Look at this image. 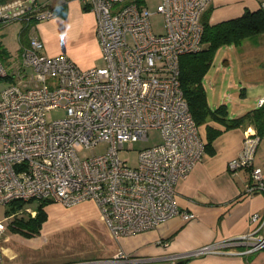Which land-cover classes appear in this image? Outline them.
Segmentation results:
<instances>
[{
	"label": "built area",
	"instance_id": "obj_1",
	"mask_svg": "<svg viewBox=\"0 0 264 264\" xmlns=\"http://www.w3.org/2000/svg\"><path fill=\"white\" fill-rule=\"evenodd\" d=\"M78 1L95 16L103 67L83 70L66 55H42L36 37L11 73L0 59V79L8 80L0 95V206L52 200L71 208L89 201L115 241L172 217L193 218L178 209L175 186L201 162L206 142L180 88L179 58L201 50L202 17L212 0H161L155 10L137 0ZM154 14L163 16L164 34L153 32ZM55 17L37 0L0 2V26ZM262 105L264 98L257 108ZM59 108L64 116L48 121L46 114ZM153 130L162 141L140 150L135 167L119 158L124 144L147 141ZM260 140L250 131L240 154L227 164L233 175L247 169L246 192L251 195L264 194V164H255ZM102 142L105 153L79 157ZM26 212L36 215L30 208ZM16 215L23 211L0 220V239ZM250 222L255 227L247 234L187 255L264 250V216L253 214ZM236 246L243 248L233 252ZM181 257L185 255L176 258ZM78 264L138 262L119 251L109 259Z\"/></svg>",
	"mask_w": 264,
	"mask_h": 264
},
{
	"label": "crops",
	"instance_id": "obj_2",
	"mask_svg": "<svg viewBox=\"0 0 264 264\" xmlns=\"http://www.w3.org/2000/svg\"><path fill=\"white\" fill-rule=\"evenodd\" d=\"M8 1L11 0H0V2ZM153 1L155 3H152ZM160 1L137 0V4L150 7L159 4ZM262 1L264 0H212L203 14L202 22L217 24L239 18L247 11L259 10ZM37 2L54 10L56 17L44 21L32 20L29 23L16 21L0 26V43L4 50V56L1 58L5 60L8 70L20 66L22 50L28 46L32 37H36L43 44L40 51L42 55L50 57L66 55L83 70L95 67L101 59V53L94 14L78 0H37ZM260 36L263 49L261 79L247 82V87L242 90L243 95L254 86L264 88V33ZM238 47L242 49L241 45ZM243 60L245 61V58ZM228 118H231L229 114ZM198 130L200 137L206 142L205 154L189 176L180 180L175 186L178 209L193 213V218L182 220L180 217H172L154 229L114 241L109 238L107 228L100 219L94 203L88 201L65 208L55 201L47 200L45 212L52 210L53 215L49 220L47 215L49 223L45 225L46 220L40 232H44L43 234L47 236L53 235L63 226L55 228L62 220L72 221L71 223L92 222L91 235L94 239L91 241L99 244L92 251L86 248L74 250L78 252L75 258L71 256L67 261H55L50 264L84 263L93 260L85 257L89 253L102 254L96 258L104 260L119 251L136 259L138 264H264V250L243 255L227 253L187 255L205 245L247 234L255 227L250 222V216L253 214L264 216V194L259 192L251 195L246 192L249 182L247 169H240L233 175L227 168L228 162L240 154L243 140L253 127L240 126L227 129L223 124L209 118L198 126ZM214 132L218 134L208 143V135ZM256 163L259 162L255 160ZM7 230L8 228L5 231ZM40 232L29 239L13 234L21 241L24 239L34 241L39 238ZM4 236H6L5 232ZM22 243L26 244V242ZM242 248L236 246L231 250L238 252ZM70 253L65 252L63 256L68 257ZM183 255L184 258H176ZM174 257L176 260L172 259ZM2 262L4 264L3 258Z\"/></svg>",
	"mask_w": 264,
	"mask_h": 264
},
{
	"label": "rangeland",
	"instance_id": "obj_3",
	"mask_svg": "<svg viewBox=\"0 0 264 264\" xmlns=\"http://www.w3.org/2000/svg\"><path fill=\"white\" fill-rule=\"evenodd\" d=\"M152 3H155V1ZM157 5L158 4H155L148 8L150 10H155ZM150 22L155 34L159 35L165 33V24L162 15H152ZM260 38L261 36L257 35L243 40V43L238 45H241L242 49L238 46H224L219 48L215 53L209 70L202 80L208 105L211 108H216L224 104L231 119L240 117L248 111L256 109L259 97L264 96V88L258 86H254L249 90L247 88L248 91L245 95L242 93V90L247 87V82L261 79L260 69L262 65L263 49L261 47ZM243 58H245V61ZM1 59L4 67L7 68L5 60L3 58ZM104 65L103 58H101L100 61L95 64V67L99 68ZM7 82V79H0V95L2 90L7 86ZM63 116L64 112L61 108L46 114L48 121H53ZM253 131H255V128H253ZM161 141L162 138L159 131H149L147 141L124 144V148L119 151V158L128 166L135 167L138 163V152L144 148L159 144ZM106 149L107 144L102 142L95 147L81 151L78 155L80 158L84 159L92 155L103 154ZM255 160L259 163H264V134L261 136ZM38 203V201L34 200L24 205L21 209L23 211L22 218H24V220L30 217L26 212V208H30L36 212ZM5 211L6 207L0 206V220L4 218ZM51 211L52 210L47 211L48 220L52 218L53 214ZM48 220L45 225L49 223ZM71 222L72 221L62 220L59 222L60 224L57 223L59 225L55 228L60 225L63 226L55 231L53 235L47 236L43 234L44 232H40L39 238H37L38 240L36 239L34 241H25V239L21 241L20 238L16 239L17 235H14L8 228V230L5 231L6 236L3 234L0 239V250L4 264H50L55 263V261L62 262L71 259V256L75 258L78 252L74 250L86 248V250L92 251L95 247L99 246V244H94L93 240L91 241V239H94L91 235L92 222ZM43 230L44 228L42 231ZM107 234L110 239L114 240L110 236L108 230ZM22 242H26V244ZM65 252L71 253L68 257H65L63 256ZM87 255L85 257L93 259L88 262L98 261L100 259L96 257L102 256V254L96 255L93 253ZM36 261L39 262L35 263Z\"/></svg>",
	"mask_w": 264,
	"mask_h": 264
},
{
	"label": "trees",
	"instance_id": "obj_4",
	"mask_svg": "<svg viewBox=\"0 0 264 264\" xmlns=\"http://www.w3.org/2000/svg\"><path fill=\"white\" fill-rule=\"evenodd\" d=\"M264 1L261 2V5ZM204 32L202 37L203 46L199 52L184 54L179 58V82L183 97L188 105L189 112L197 126L205 123L207 119L215 120L223 124L227 129L240 126H252L261 139L264 134V105L248 111L244 115L229 119L227 108L224 104L215 109L208 105L206 93L202 80L209 70L215 53L224 46H238L243 40L264 33V10L262 7L254 12H245L241 17L209 24L203 21ZM24 33V32H23ZM4 56V50L0 43V58ZM218 132L208 135V143ZM206 149V148H205ZM34 200L28 201L33 202ZM26 202L17 200L6 206L5 216L18 213ZM48 202L38 203V209L34 217L24 220L22 216L16 215L7 228L12 233L19 234L25 238H32L39 234L42 225L47 220L45 207Z\"/></svg>",
	"mask_w": 264,
	"mask_h": 264
}]
</instances>
